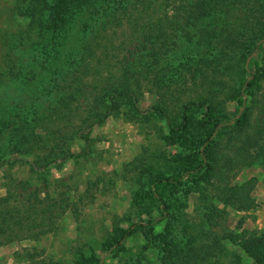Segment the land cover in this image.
<instances>
[{"label":"rangeland","instance_id":"374dc122","mask_svg":"<svg viewBox=\"0 0 264 264\" xmlns=\"http://www.w3.org/2000/svg\"><path fill=\"white\" fill-rule=\"evenodd\" d=\"M262 35L264 0H0V198L26 183L69 203L54 231L0 244V264H251L239 244L264 234V43L245 125L217 130L208 174L186 171L202 114L237 117ZM173 176L161 219L149 188Z\"/></svg>","mask_w":264,"mask_h":264},{"label":"trees","instance_id":"16d2710c","mask_svg":"<svg viewBox=\"0 0 264 264\" xmlns=\"http://www.w3.org/2000/svg\"><path fill=\"white\" fill-rule=\"evenodd\" d=\"M60 10L62 15H65L69 10L66 4ZM32 12H33V8ZM65 30V29H64ZM258 45H256L251 52L248 53L244 59L246 66L241 69V73H245V77L241 81L242 92L238 93L235 102L238 106L237 117H227L225 115H209L207 112L203 113L201 119L204 123L211 124L212 127L202 142V150L197 159H195L187 173H201L205 169V174H208L212 169L211 156L206 152L214 134L221 127L234 125L236 127H243L247 121V110L244 105V91H248L253 87L256 79L258 69V49L264 43V35ZM241 74V75H242ZM250 92V91H249ZM118 94L125 95L124 91ZM203 103H191L182 108V117L178 124L172 126L167 122L169 134L171 136L179 134V132L186 129L189 112H192L193 107L203 108ZM152 110L156 114H161L166 117L165 111L160 107H154ZM85 144L88 139L83 137ZM29 163L28 161H26ZM31 168L34 166L29 163ZM181 182L180 176L162 177L154 180L149 188V197L159 207L160 218L166 217V206L163 202L161 191L165 187L173 186ZM18 193L7 189L6 195L0 198V244L11 243L21 239H36L46 233L52 232L56 229L57 220L65 213L69 207L67 199H59L47 201L38 198V194L42 192L38 189H31L26 183L21 184ZM43 194V193H42ZM46 195V192L43 194ZM21 200L22 204H17L16 201ZM133 233V228L129 227L120 235L119 239L124 236H130ZM231 240V239H229ZM118 242V241H117ZM239 248L243 253L251 259V264H264V234L254 235L249 239L242 240ZM99 264H102L100 261ZM233 264H242L241 257L236 256Z\"/></svg>","mask_w":264,"mask_h":264}]
</instances>
